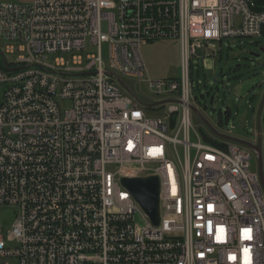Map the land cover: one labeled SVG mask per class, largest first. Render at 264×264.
Instances as JSON below:
<instances>
[{"label":"built area","instance_id":"1","mask_svg":"<svg viewBox=\"0 0 264 264\" xmlns=\"http://www.w3.org/2000/svg\"><path fill=\"white\" fill-rule=\"evenodd\" d=\"M263 28L253 0H0V207L20 211L0 224V264H264L255 153L196 130L191 78L200 50ZM158 42L178 45L180 75L144 80ZM61 54L73 64L48 61ZM148 177L157 226L122 184Z\"/></svg>","mask_w":264,"mask_h":264},{"label":"rangeland","instance_id":"2","mask_svg":"<svg viewBox=\"0 0 264 264\" xmlns=\"http://www.w3.org/2000/svg\"><path fill=\"white\" fill-rule=\"evenodd\" d=\"M254 42L261 43L254 44ZM223 44L222 50H220L221 46L218 44V50L215 53L210 50L200 51L199 54L202 58L208 56L205 60L201 58L203 62L200 59L198 60L197 57L193 59L194 84L195 87H198L194 90V97L207 94V92L210 95L207 94L208 96L205 99L200 98L201 104L194 102L193 108L195 110H193L192 122L196 130L200 132L202 128L206 135L212 136L211 131L201 120L200 116H203L220 133L254 140L258 110L264 94V54L260 49L261 44H264V39L260 41L254 39L229 40ZM74 54L82 56L86 60L87 55H98V51L95 47H88L86 50ZM142 54L147 67L144 80L149 76L153 79H165L180 75V50L175 42L147 44L143 47ZM251 54L260 55V57ZM72 55H50L48 61L54 63L58 58H62L72 65ZM5 57L8 62H11L17 56L5 54ZM103 57L104 61L107 62L106 48ZM236 68L239 71L234 73ZM198 70L201 72L200 76H197L200 74ZM237 76L240 78H237ZM122 80L140 98L142 103L150 105L154 102V95L150 92L146 83L131 78H122ZM227 111L231 113L229 121L225 119ZM154 113L166 115L168 113L167 107H163ZM220 113L224 119L223 125L220 124ZM261 124L264 126V109ZM192 141H196L194 134H192ZM262 141L264 157V136ZM252 166L253 169H258L256 157L253 158ZM19 215L20 211L16 207H0V224L3 228L1 234H6ZM8 261L10 264H19L16 259Z\"/></svg>","mask_w":264,"mask_h":264},{"label":"water","instance_id":"3","mask_svg":"<svg viewBox=\"0 0 264 264\" xmlns=\"http://www.w3.org/2000/svg\"><path fill=\"white\" fill-rule=\"evenodd\" d=\"M261 52L264 54V47H261ZM1 56L2 53H0ZM255 57H260V55L251 54ZM4 64L6 65V61L4 59ZM130 93V91H128ZM131 94V93H130ZM264 109V94L262 97V100L260 102V107L258 110L257 115V139L258 142L255 145L254 143L244 140L241 138L225 135L223 133H220L213 127L203 116L201 117V120L203 124L211 131L213 135L216 137L227 140L230 142L237 143L241 146L250 148L254 153L255 157L258 161V171L261 179V185L264 190V157H263V145H262V124H261V117L262 112ZM193 110H195L193 108ZM122 184L130 191L132 196L135 198V200L139 203V205L142 207V209L145 211V213L148 215V217L151 219L154 225L159 224V217H160V210H159V187L160 182L157 177H148V178H124L122 179Z\"/></svg>","mask_w":264,"mask_h":264},{"label":"trees","instance_id":"4","mask_svg":"<svg viewBox=\"0 0 264 264\" xmlns=\"http://www.w3.org/2000/svg\"><path fill=\"white\" fill-rule=\"evenodd\" d=\"M253 1H254L255 5H256V9H257L258 11H264V0H253ZM262 39H264V28H263V33H262ZM260 43H261V42H256L255 44H260ZM261 45H262V44H261ZM220 46H221V49H220V50H222L223 47H224V44L221 43ZM221 52H222V51H221ZM0 69H4L2 63H0ZM238 71H239V69L236 68V69L234 70V73H237ZM198 72H200V71L198 70ZM200 75H201V72H200V74L197 75V76H200ZM191 78H192V80L194 81V78H195V71H194V68H192ZM237 78H240V77L237 76ZM197 88H198V87H195L194 90H196ZM199 90H200V89H199ZM207 94L210 95L209 92H207ZM207 94H201V96H195V100H196V102H198V103L201 104V102H200V98L205 99L206 96H208ZM230 118H231V113H230V111H227V112L225 113V119H226V121H229ZM223 120H224V119H223V116H222V114L220 113V124H221V125H223V123H224ZM200 132H201V134L205 137L206 140H208V141L211 142V143L217 144L216 141H213L208 135H206V134L204 133V130H203L202 128H201Z\"/></svg>","mask_w":264,"mask_h":264},{"label":"crops","instance_id":"5","mask_svg":"<svg viewBox=\"0 0 264 264\" xmlns=\"http://www.w3.org/2000/svg\"><path fill=\"white\" fill-rule=\"evenodd\" d=\"M200 51H205V50H200ZM200 51H199V52H200ZM199 55H200V57H201V54H199ZM179 57H180V56H179ZM206 57H208V56H204V57H203L204 60H205ZM201 58H202V57H201ZM203 58H202V59H203ZM202 59H201V60H202ZM206 59H207V58H206ZM202 62H203V60H202ZM234 137H235V136H234Z\"/></svg>","mask_w":264,"mask_h":264}]
</instances>
